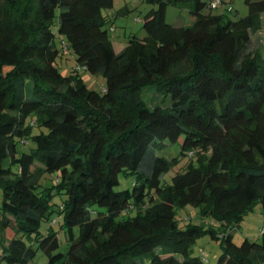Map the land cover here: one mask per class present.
I'll use <instances>...</instances> for the list:
<instances>
[{
  "label": "trees",
  "instance_id": "1",
  "mask_svg": "<svg viewBox=\"0 0 264 264\" xmlns=\"http://www.w3.org/2000/svg\"><path fill=\"white\" fill-rule=\"evenodd\" d=\"M145 1L155 5L145 33L116 50L103 13L113 0H0L7 263L41 249L46 264H205L193 244L208 232L220 241L215 264H264V226L239 243L230 231L253 203L264 211V57L250 47L264 0H244L236 17L212 11L224 0ZM184 1L192 22H166V5ZM64 53L74 58L66 74ZM80 69L102 75L101 88ZM186 205L217 228L179 222Z\"/></svg>",
  "mask_w": 264,
  "mask_h": 264
},
{
  "label": "rangeland",
  "instance_id": "2",
  "mask_svg": "<svg viewBox=\"0 0 264 264\" xmlns=\"http://www.w3.org/2000/svg\"><path fill=\"white\" fill-rule=\"evenodd\" d=\"M225 5H221L217 8H212L213 12L224 11L225 6H231L232 11H227L230 17H236L245 15L248 12V6L244 0H224ZM155 5L146 2L145 0H113L112 6L103 9V13H106L110 18V26L108 29L113 46L116 50L120 49L124 44V41L130 34H136L142 36L145 31L142 28V16L143 14ZM191 7L190 1H184L177 4H167L165 9V21L174 25H187L193 20L189 9ZM250 47L254 50L260 51L264 57V11L260 13L258 18V25L252 29L250 33ZM57 63L60 66L62 73H68L69 69L74 65V58L72 53H64L61 57L57 58ZM8 69V67H5ZM80 73L85 83L94 89L99 90L104 83L102 75H93L89 72L80 69ZM156 94L153 86H148L142 90L143 98L151 103ZM176 168H173V171ZM172 172H168L167 176ZM130 178L126 179L120 176V185L118 188H123L129 184ZM176 217L179 222L182 220H191L195 223L207 225L212 223L215 228L217 225L214 219L210 217H202L198 213V209L191 205L176 208ZM183 218V219H182ZM264 226V211L260 202L253 203L251 207L245 212V214L239 220V223L233 226L230 231L232 233V239L234 242L239 243L243 237H249L252 239H259L260 232ZM46 222H42L40 230L44 231ZM14 233L12 227L6 228V230L0 234V264H19V263H7L1 258L2 249L8 244V241ZM59 246L57 250L65 252L68 243L65 238L63 230L58 231ZM219 239L214 238L211 233H203L198 236L193 244V253L198 255L201 253L205 264H215L218 255L221 252ZM48 260L47 255L41 250L37 249L35 256L27 264H46Z\"/></svg>",
  "mask_w": 264,
  "mask_h": 264
},
{
  "label": "built area",
  "instance_id": "3",
  "mask_svg": "<svg viewBox=\"0 0 264 264\" xmlns=\"http://www.w3.org/2000/svg\"><path fill=\"white\" fill-rule=\"evenodd\" d=\"M219 3V0H211V5H217ZM202 256V255H201ZM203 258V257H202Z\"/></svg>",
  "mask_w": 264,
  "mask_h": 264
}]
</instances>
